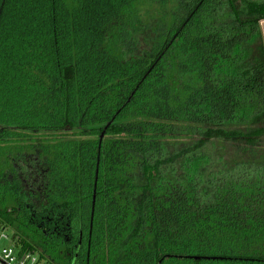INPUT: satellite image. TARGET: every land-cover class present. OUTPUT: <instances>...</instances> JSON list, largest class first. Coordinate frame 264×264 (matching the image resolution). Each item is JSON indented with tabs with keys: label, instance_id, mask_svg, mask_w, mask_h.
<instances>
[{
	"label": "trees",
	"instance_id": "obj_1",
	"mask_svg": "<svg viewBox=\"0 0 264 264\" xmlns=\"http://www.w3.org/2000/svg\"><path fill=\"white\" fill-rule=\"evenodd\" d=\"M262 20L0 0V229L43 264H264Z\"/></svg>",
	"mask_w": 264,
	"mask_h": 264
},
{
	"label": "built area",
	"instance_id": "obj_2",
	"mask_svg": "<svg viewBox=\"0 0 264 264\" xmlns=\"http://www.w3.org/2000/svg\"><path fill=\"white\" fill-rule=\"evenodd\" d=\"M0 264H43L34 251L23 250L10 232L0 229Z\"/></svg>",
	"mask_w": 264,
	"mask_h": 264
},
{
	"label": "water",
	"instance_id": "obj_3",
	"mask_svg": "<svg viewBox=\"0 0 264 264\" xmlns=\"http://www.w3.org/2000/svg\"><path fill=\"white\" fill-rule=\"evenodd\" d=\"M110 124V122L107 124V126ZM106 126V127H107ZM103 135H104V131H102L101 132V134H100V136H99V144H100V142H101V140H102V137H103ZM96 179H97V168H96V170H95V179H94V181L96 182ZM94 187H95V183H94ZM94 200H95V189H94V191H93V197H92V208H91V218H92V213H93V206H94ZM195 259H198L199 257H194ZM207 258H209V257H207ZM216 257H211V259H215Z\"/></svg>",
	"mask_w": 264,
	"mask_h": 264
},
{
	"label": "crops",
	"instance_id": "obj_4",
	"mask_svg": "<svg viewBox=\"0 0 264 264\" xmlns=\"http://www.w3.org/2000/svg\"><path fill=\"white\" fill-rule=\"evenodd\" d=\"M260 30L262 33L263 43H264V20L260 21Z\"/></svg>",
	"mask_w": 264,
	"mask_h": 264
}]
</instances>
